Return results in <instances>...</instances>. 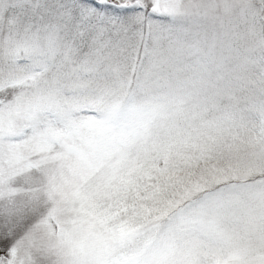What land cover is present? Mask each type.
<instances>
[{
	"label": "snow or ice",
	"instance_id": "snow-or-ice-1",
	"mask_svg": "<svg viewBox=\"0 0 264 264\" xmlns=\"http://www.w3.org/2000/svg\"><path fill=\"white\" fill-rule=\"evenodd\" d=\"M0 264H264V0H0Z\"/></svg>",
	"mask_w": 264,
	"mask_h": 264
}]
</instances>
